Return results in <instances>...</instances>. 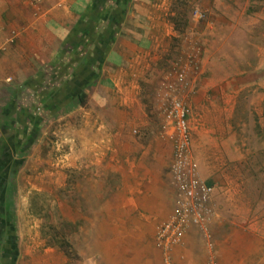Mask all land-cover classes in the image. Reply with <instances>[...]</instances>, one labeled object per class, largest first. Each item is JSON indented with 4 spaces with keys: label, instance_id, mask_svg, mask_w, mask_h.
Instances as JSON below:
<instances>
[{
    "label": "crops",
    "instance_id": "crops-1",
    "mask_svg": "<svg viewBox=\"0 0 264 264\" xmlns=\"http://www.w3.org/2000/svg\"><path fill=\"white\" fill-rule=\"evenodd\" d=\"M89 1L0 0V46H4L0 54V110L10 102L13 90L32 76L64 80L75 74L73 71L91 72L92 56L85 48L74 60L73 67H70L73 62L64 60L67 49L74 51L73 30ZM172 1L132 0L124 23L117 26L115 41L106 53L99 80L88 89L91 102L79 105L62 121L69 149L66 164L75 169L84 166L97 180L91 186L94 210L90 222L95 234L100 230L108 232V223L117 224V230L120 223L146 224L150 218L159 221L167 218L171 209L174 211L167 182L171 168L166 172L172 157L166 164L167 144L169 149L170 144L161 132L166 113L161 108L158 89L174 74V66L180 60L170 57L172 49L182 47L184 54L193 43L199 45V36L208 29L217 31L214 32L216 50L203 58L209 62L205 64L207 68L212 60L214 77H204V81L197 73L191 84L193 93L189 100L193 114L190 120L195 157L203 160L239 158L243 157V149L245 153L249 151L246 146L243 149L230 146L227 134L230 117L242 109L241 102L244 100L245 110L253 112L257 94L263 101L258 109L264 127V40L259 45L258 61L243 59L239 54L237 58L236 54L222 49L226 44L225 30L236 29L241 23L231 7H218L216 19L208 23L200 21L196 12L190 18L185 14L183 22L188 25L178 27L174 16L183 15V11L171 7ZM252 18L246 21L250 29L259 28L255 24L258 21L263 24L262 18ZM13 32L16 36L10 42ZM192 32L194 35L189 36ZM208 40L204 38L205 44L212 46L206 42ZM251 44L256 46L254 41ZM65 65L71 73L63 79L61 69ZM49 67L53 74L48 72ZM249 120L252 126V117ZM58 130L53 132L58 134ZM49 154V150L42 149L37 155L39 162L25 165V169L42 172L41 177L30 181L33 189L46 190L57 185L58 177L53 174H58L59 170L53 166L49 170V165L41 162L46 161ZM209 165L215 167L214 163ZM208 166L203 162L200 170L203 175H212L208 181L217 188L220 183L217 176L222 172L219 167ZM110 173L119 175L121 184L112 198L104 182ZM228 228L214 232L211 245L199 231H188L183 247L175 252L176 256L184 251L186 256L177 264H210L213 254L218 264H264V211L253 217L234 215Z\"/></svg>",
    "mask_w": 264,
    "mask_h": 264
},
{
    "label": "rangeland",
    "instance_id": "rangeland-1",
    "mask_svg": "<svg viewBox=\"0 0 264 264\" xmlns=\"http://www.w3.org/2000/svg\"><path fill=\"white\" fill-rule=\"evenodd\" d=\"M131 7L132 4L126 10L128 11ZM171 7L179 8L189 18L197 9H200L204 15L202 17L199 16V19L206 23L213 22L214 18L216 19L218 7H231L233 12L237 14V20L241 23L237 24L236 29L225 30L226 44L222 49L227 53L236 54L237 58L239 54L243 59L248 57L249 59H254V61L259 60V45H261V40H264V28H260V25H264V0H173ZM114 9L117 12L121 11V7L117 6V3H115ZM102 11L106 13V8L103 7ZM101 16L102 14H97L92 19L87 14L81 24L82 26H87V28L96 26L99 29L101 24L96 19H101ZM196 16L198 15L196 14ZM252 16V20H254V17L262 18L263 24L260 21L255 23L259 27L257 29H254V27L250 29V25L246 23ZM116 18L118 26L124 23L126 19L122 14ZM183 18L179 19V25H188L183 22ZM92 29L89 34L84 36V48H87L88 44L91 41L93 43V40H95ZM214 32L217 31L208 29L206 34L199 36V45L193 43L192 48L185 51L184 54L182 53V47L172 49L170 57L179 58L180 60L178 61L179 65L174 66V74H170L158 86L160 104L163 111L166 110V106L170 104L174 97H179L189 104L190 117L193 114V107L189 99L193 93L191 84L194 81V76L197 77V73H199L203 80L204 77H214L211 71L212 60L208 68L205 64L209 62L203 61L206 54L216 50V46H218L216 45L217 37ZM193 35V32L189 33V36ZM205 37L209 39L206 42L212 46L205 44ZM74 39L76 40L75 44L79 45L80 42L82 43L79 31ZM253 41L256 46L251 44ZM108 45L109 43L105 46L108 47ZM80 49L83 48L76 47L75 52H78V54L76 53L75 55L67 52L64 60L75 64L74 60L81 56ZM185 66H188L185 75L186 79L180 80L179 73ZM47 69L50 74H53L52 68L49 67ZM69 72L67 65H65V68L61 69L62 78L68 76ZM46 80L47 83L51 82L56 87L57 84L61 83V80H55L52 77ZM199 80L197 79V83H200ZM188 90H190L189 94H185ZM260 98L261 95H254L253 112L248 108L245 110V102L243 100L241 102L242 109L236 115L230 117L227 137L230 138V146L237 145L240 149L246 146L249 151L245 153L243 149V153H241L243 157L231 158L229 156V158L203 160L195 157L192 151L203 179L208 181V178L212 176L203 175L200 170L203 162L206 166L214 163L215 167L212 165L208 167H219V171L221 170L222 172L217 176L220 183L217 184V188L214 186V194L210 205L212 211L207 218V222L201 227L194 223L188 229V231L194 229L199 231L206 237L207 241H209L207 243L210 245L213 243L212 236L214 232L229 230L228 226L231 224L234 215L238 217L240 215H250V217H253L254 215H260L264 211V127L261 122L262 115L258 109L263 102ZM48 113L50 114V112ZM48 113H43L45 123L14 179L15 222L18 235L17 246L19 248L16 264H167L164 258V251L157 245L155 237L159 225L172 215V209L168 212L169 216L167 215V218H162L159 221H153L150 218L147 221L145 220L146 224L141 225L120 223L117 230L115 228L117 224L108 223V232L102 233L100 230L95 234L92 231L93 224L90 222V218L92 210H94L92 206L94 198H92L91 186L97 180L93 178L91 170H85L84 166L75 169L66 164L69 149L68 141L65 140L67 135L66 128L62 126V121L68 116V113L54 118L49 117ZM249 117L253 119L252 126L249 125L251 120H249ZM190 119L193 145V124ZM2 120L3 115L2 110H0V144L3 140L8 141L9 138H12L10 132L5 133L6 130L2 131ZM165 120L162 122L161 132L166 142L170 144V149L167 144L168 151L166 154L167 159L165 160L166 164H169L171 157L173 162L174 152L173 144L164 132ZM209 120L211 121V117ZM57 129H59L58 134L53 132ZM134 132L139 133V130H134ZM210 133H213L212 130ZM237 138H239L238 142L240 143L237 142ZM234 140H236L235 144L233 143ZM243 141L246 142L243 143ZM162 148L164 147L162 146ZM42 149L44 152L49 150L50 156L45 158L46 161L42 160L41 162L49 165V170H52L51 166L59 170L58 174H53L54 177H58L57 185L46 190L33 189L30 183L32 178L42 176L41 170L31 171L30 169H25V165L28 162L31 164L32 162L40 161H38L37 155ZM171 166L172 163L169 164V167H166V172ZM35 172L38 174H34ZM119 179V175L110 173L104 180L110 198L114 195L115 189L121 185ZM98 182L100 181L98 180ZM167 182L172 194L171 199L174 200L171 203L175 205L176 186L172 173L167 175ZM36 193L38 194L36 195ZM234 220H238V218ZM58 235L59 237H56ZM186 235L184 241L176 245L172 251L171 261H173V264H177L178 260H183L186 256L184 251H180L175 256L176 249L183 247ZM56 238L58 240L63 238L62 242L64 244L57 241ZM67 240H69V245ZM213 255V259H215L210 258V262L218 264L217 257L215 254ZM11 260H4L0 256V264H4V262L12 264L13 260Z\"/></svg>",
    "mask_w": 264,
    "mask_h": 264
},
{
    "label": "trees",
    "instance_id": "trees-1",
    "mask_svg": "<svg viewBox=\"0 0 264 264\" xmlns=\"http://www.w3.org/2000/svg\"><path fill=\"white\" fill-rule=\"evenodd\" d=\"M115 3L121 7V11H115ZM131 3L132 0H90L78 20L76 29L73 30L74 37L78 31L80 32L82 43L71 45L74 46L73 52L66 51L68 54L75 55L76 47L84 48V36L89 34L93 28L92 34L95 40L85 48L87 54L92 56L89 65L91 72L85 74L83 71H73L75 74H70L69 76L72 75L70 78L60 79L61 83L57 84V87L51 82L47 83L46 79L48 78H43L42 75L32 76L13 90L10 102L2 110V131L10 132L12 138H9L8 141L3 140L0 144V256L4 260L12 259V264H16L19 256L15 222L14 179L45 123L43 113L50 112L48 116L54 118L69 113L79 105L88 103V89L98 82L106 53L109 46L115 41L118 26L116 17H120L121 14L125 16L126 9ZM103 7L106 8V13H103ZM96 13L102 14L101 19H96L101 24L99 29L96 26L89 28L82 26L81 22L87 17V14L94 19L93 16H96ZM183 15L185 16L184 12ZM183 15L174 16L178 27H181L178 21L184 17ZM108 43L109 45L106 47L105 45ZM81 51L82 49H80ZM73 65L70 64V67ZM207 182L213 185L211 182ZM56 239L60 243L63 240V238ZM67 241L69 245V240ZM62 244L64 243L62 242ZM7 263L4 262V264Z\"/></svg>",
    "mask_w": 264,
    "mask_h": 264
},
{
    "label": "built area",
    "instance_id": "built-area-1",
    "mask_svg": "<svg viewBox=\"0 0 264 264\" xmlns=\"http://www.w3.org/2000/svg\"><path fill=\"white\" fill-rule=\"evenodd\" d=\"M196 14L198 17L204 15L201 10H196ZM15 36L16 32H13L9 41L13 42ZM3 49L4 46H0V54ZM187 69L188 66H185L180 71V80L186 79ZM165 111L167 119L164 132L172 142L174 152L171 173L176 186L175 208L172 215L159 225L155 239L164 251L167 264H173L172 251L184 241L189 227L194 223L201 227L207 222L212 211L210 205L214 186L201 177L198 163L192 155L189 104L182 98L174 97Z\"/></svg>",
    "mask_w": 264,
    "mask_h": 264
}]
</instances>
